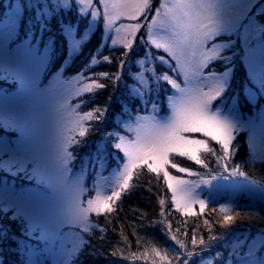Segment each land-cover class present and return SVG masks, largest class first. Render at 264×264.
I'll use <instances>...</instances> for the list:
<instances>
[{
  "label": "rangeland",
  "instance_id": "rangeland-1",
  "mask_svg": "<svg viewBox=\"0 0 264 264\" xmlns=\"http://www.w3.org/2000/svg\"><path fill=\"white\" fill-rule=\"evenodd\" d=\"M151 1L149 0V4ZM111 2L112 0L106 8L104 0H92V7L79 4L78 0L76 2L68 0L67 4L63 3V0H0V9L3 8L2 11L0 10V22L9 23L7 27L0 28V68L4 71L5 79L13 81L15 79L20 83V89L16 90L13 95H6L0 99V121L19 127V130H13L15 135L11 139L7 138L12 141L10 146L16 150L18 155L29 159L37 155L39 157L38 161L28 164L27 172L12 175L5 170L10 173V182L0 183V209H3V213L6 214H10L13 210L15 215L10 216L19 219L21 224L25 222L29 226V223H39L41 229L49 237L48 250L40 249L41 246L36 251L30 249L26 264H71L82 246L83 232L91 230L93 226L90 216L96 214L95 212L89 213L87 221L67 218L70 206L77 195L72 191L73 186L82 189L78 193L79 202L81 207H87V199H94L97 190L102 195H111L116 190L121 191L122 194L124 189L119 185L123 183V177L120 173L125 171V165H129L131 173L136 167L130 165L125 155V165L120 168L110 169L107 161L102 172L97 168L94 173L91 165L82 170V162H86L91 156L88 154L91 150L87 149L86 143L82 142L78 150L84 149L79 155H74L75 153L72 152V148L77 146H68V150L76 159L68 162L67 181L61 179L64 175L62 171L64 165L60 160V149L69 138L73 139L74 136L76 138L81 128H86L85 124L88 122L80 119L84 113H81L80 104L76 101L88 94L82 92L83 87L95 82L89 79L92 78L91 75L84 76L83 73L68 78L65 76V69L98 30L100 34H103V45L99 48L101 52L106 46L110 49H127L125 47L127 41H132L134 48L136 44L141 43L140 34L143 26L147 25L151 29L150 32L148 31L147 39L149 56L142 65L128 63V71L143 72L146 76L163 72L177 78V74L169 73L167 66H161L155 59V57L164 56L169 59L170 63L175 64V60L168 57L163 49H155L152 44V40H155L176 47L180 61L188 71L187 79L183 73L179 74L177 82L181 84V87L207 92L215 85L214 78H206L207 73L215 70L218 75L222 76L227 70L225 62L215 61L208 69H201L200 74L193 75V69L206 54L205 48L194 44L189 45L184 41L186 39L195 41L198 34L212 31L217 24L230 25L239 19L240 27L235 32L224 31L214 41L215 43L234 42V44L232 48L225 49L222 53L224 56L232 57L229 64L232 71L226 78L227 87L223 95L213 101L212 106L215 108L221 105L222 101L225 102L222 105V115L238 119V128L233 132L234 138L237 135L246 134L255 159L264 162V122L259 116L261 108H264V97H257L256 103L253 104L245 94L246 87L253 88L255 91L249 79V73L259 74L262 63H264L260 53V46H264V34L257 32L256 23H254L255 21L264 25V15L257 12V9L264 7V0H251V3L249 0H228L227 6L220 10L206 6L183 8L178 7L179 0H162L149 23H145L150 13L146 12L148 9L137 7L142 0H115L120 4L117 8L111 7ZM190 2L209 4L212 0H190ZM74 7L77 8L79 21L86 22L87 19L88 25L82 35H78L75 26L62 25L69 41V55L59 70L56 69L50 73L49 76L52 78L49 79L47 85H44L45 76L53 64V53L50 60L44 58L42 52V58L24 59V50L20 47L24 42V40L20 41L21 32L25 30L22 23H27L28 15L34 19H41L43 16L52 17L54 11L68 12L74 10ZM242 14L243 18L240 19ZM109 19H111V25H109ZM153 21L156 23L153 24ZM136 23H140L141 28L133 33L132 25ZM11 24L15 25V36L9 40L8 36L13 31ZM29 33L26 34V38L31 37L34 40L35 36L31 31ZM76 40L81 41L79 48L75 45ZM113 41L116 43L113 44ZM42 43L43 41L41 49H43ZM144 53L136 61L145 59ZM147 69L154 71L150 74L146 71ZM236 70L240 74V82L233 83ZM133 86L139 87L134 84V81L130 84V89ZM159 87L161 89L159 99L162 102L167 96L182 95L175 89H170L167 82L160 81ZM128 106H126L127 109ZM123 108L125 111V106ZM137 109V112L131 109L128 117L120 114L118 119V128L121 130L119 135L124 137V146L129 150H134V145L129 141H135L136 129L144 125V128L140 129V135L143 138L151 123L150 119H137V117L151 118L154 115L151 111V104L148 105V111L140 109L139 106ZM155 115L161 122H167L172 115V110L165 102L160 105ZM184 135L189 138H203L202 134L198 133H185ZM214 142L210 143V147ZM142 143L146 145L147 141L142 140ZM121 150L124 153L123 149ZM205 153L207 151L204 149L200 150L198 153L200 159ZM173 157L181 158L177 153L169 154L170 163L167 166L169 173L189 181V186L195 185L193 191L197 194L198 200L192 204L193 212L200 210V199L205 201V207L220 199L224 200L227 213L233 211L236 202L240 199L247 200L258 210H264V185H260L236 169L221 172L216 179H213L212 176L208 177L193 169L198 164L188 157L184 159L192 161L190 163L193 165L180 166L176 163L187 169L186 172L181 173L178 168L171 167ZM8 158V155H4L2 159L7 160ZM33 168H37L35 175H32ZM12 171L15 172L16 169L13 168ZM206 181L209 183H205ZM115 201L114 199L110 203L113 204ZM0 225L5 227L1 219ZM23 229L25 230L24 226ZM35 235H39V232ZM205 249L207 250L197 257L188 256L182 260V264H220L225 258H230L232 264H259L261 260H264V233L226 236L216 239ZM20 262L25 264L23 259ZM225 264H227L226 260Z\"/></svg>",
  "mask_w": 264,
  "mask_h": 264
},
{
  "label": "trees",
  "instance_id": "trees-1",
  "mask_svg": "<svg viewBox=\"0 0 264 264\" xmlns=\"http://www.w3.org/2000/svg\"><path fill=\"white\" fill-rule=\"evenodd\" d=\"M161 2L162 0L150 2L152 11H146L150 13L145 23L152 20ZM76 9L68 12L54 11L52 17L43 16L41 19H34L28 15L27 23H22L25 30L21 32L20 41L25 40L26 34L30 31L35 36L33 42L40 35L43 41H47L49 37L54 41V60L45 76L44 85H47L52 78L49 76L50 73L59 70L69 55V41L65 35L64 24L75 26L78 35H82L88 25L87 19L86 22L79 21ZM0 10L2 11L3 8ZM147 39L148 26L145 25L140 34L141 43L136 44L132 50L110 49L106 46L99 52V48L103 45V34L98 30L65 69V76L68 78L83 73L84 76L91 75V81L105 85L76 101L79 102L80 111L84 114L89 111L95 112L96 109H107V111L103 118H94L85 124V127L89 128L85 137L78 135L73 139L86 143L87 149L91 150L88 151L90 155L95 154L98 144H102L110 154L108 156L110 169L125 165V154L121 149L113 147L114 143H119V140L107 134L113 131L121 133L118 128L120 114L128 117L131 109L133 112L138 111L140 100L131 94L130 84H133V80L127 75L128 63L134 64L143 56L142 53L146 48L142 42H147ZM104 57H108V61H105ZM93 60L96 63L93 64ZM122 62L124 66L120 68ZM102 73H107L112 78L109 79L108 76L101 75ZM116 75L121 76L119 81L115 80ZM239 75L236 70L233 83L239 81ZM4 76V71L0 68V99L6 95H13L20 89V83L15 79L7 80ZM126 84L129 87H126ZM123 106L129 107L127 111H124ZM14 135L12 129L6 131L5 127L0 125V137L11 139ZM211 147L215 150L214 153L202 154V162L193 168L197 172L208 177H216L221 172L236 169L260 185H264V162L255 159L246 134L234 138L228 153H223L218 143H212ZM79 148H72L74 155L81 154L84 148L78 150ZM178 158L173 157L172 162L180 166L193 165L190 163L192 161L184 157ZM9 175L10 173L5 170H0V183L9 181ZM112 206L111 212L90 216L93 226L91 230L83 232L82 246L71 264H182V260L188 256L197 257L204 253L207 250L205 248L216 239L235 234L264 233V210H258L245 199L238 200L231 213L221 211L224 208V200L220 199L208 204L202 212L197 209L193 214L185 215L183 209L177 208L172 200V192L167 187L163 174L149 172L146 165L143 167L137 165L134 168L129 187L123 190L120 199L113 202ZM10 215H15L13 210L10 214L0 211V219L6 227L0 225V232L7 231V237L0 239V260L3 264H21L20 261L23 259L26 264L30 250L26 245L33 244L34 238L25 235L23 226L25 229L28 228L25 222L21 224L19 219ZM225 216L233 217L230 224H225ZM40 246V249L45 247L43 243Z\"/></svg>",
  "mask_w": 264,
  "mask_h": 264
},
{
  "label": "snow or ice",
  "instance_id": "snow-or-ice-1",
  "mask_svg": "<svg viewBox=\"0 0 264 264\" xmlns=\"http://www.w3.org/2000/svg\"><path fill=\"white\" fill-rule=\"evenodd\" d=\"M76 2V0H75ZM63 3L67 4L68 0H63ZM78 3L83 5L87 4L89 7H92V0H78ZM110 0H104L105 7L109 5ZM228 0H212L209 4H192L190 0H179L178 7H211L216 10L223 9L227 6ZM251 3V0H249ZM111 7L117 8L120 7V4L112 0ZM138 9H148L152 11V7L149 4V0H142L138 6ZM258 14L264 15V7L257 9ZM157 15L159 12L157 11ZM243 18V14L240 19ZM109 25H111V19H109ZM153 24L156 21L152 22ZM256 23L257 32L264 34V25ZM9 23L0 22V28L7 27ZM13 25V31L9 34L8 39L11 40L15 36V25ZM240 27L239 19L230 25L217 24L216 27L209 32L203 34H198L195 38V41L191 39H186L184 42L189 45H196L205 48V56L201 62L193 69V75L200 74L201 69H208L209 66L215 61L225 62L226 71L223 72L222 76L218 75L215 70L208 72L206 78H214L215 85L214 88L210 89L207 92L202 90H190L188 88L181 87V84L177 82L180 73H183L185 79L188 77V71L185 69L184 64L180 61V55L175 46L169 44H162L152 40L155 49H163L165 53L168 54V57L175 60V64L170 63L169 59H166L164 56L155 57L157 62L161 66H167L169 73L177 74V78L166 73H158L150 76H146L143 72H131L127 73L129 79L134 81V84L139 85V87L133 86L131 88V94L140 100V109L148 111V105L151 104V111L154 115L149 117H137V119H150L151 123L148 126L144 137L140 135V129L144 128V125H140L136 129L137 136L135 141H129L130 144L134 145V150H129L124 146V137H121L117 131L109 132L107 135L109 137H114L117 140H120L119 143H114L113 147L115 149H123L125 155L128 157L130 165L135 167L137 165L143 167L146 165L147 170L151 173H163V177L167 187L172 191V200L176 204L177 208H183L185 215L193 214L192 204L198 200L197 194L193 191L195 185L189 186V181L180 179L177 176L171 175L168 171L167 166L169 165V154L177 153L180 157H188L191 160L195 161L197 164L201 163V159L198 155L201 149L207 151L210 155L214 153V149L210 147L212 141L218 142L221 146L223 153H228L229 147L232 140L234 139L233 132L238 128V119H233L228 116L222 115V105L225 103L221 102V105H217L213 108V101H216L221 97L227 87V77L230 75L232 69L229 67L230 62L232 61L231 56H224L222 53L225 49L233 47L234 42L232 43H215L214 41L221 35L222 32L227 31L229 33L235 32L237 28ZM141 28L140 23L132 25V32L135 33ZM150 32L151 29L148 28ZM142 39V38H141ZM43 37L36 40L35 43L31 37H28L24 40L20 46L23 51V58H33L39 59L41 57V52L43 53L44 58L50 60L52 53L54 51L53 45L54 41L51 37L47 41H43V49H41V42ZM211 42V43H209ZM116 41H113L115 44ZM75 45L77 48L80 47L81 41L76 40ZM146 51L144 53L145 59L135 61V63L142 65L145 63L147 57L149 56V51L147 48L149 45L145 41L144 45ZM125 47L129 50L133 49L132 41H127ZM260 53L262 61H264V46H260ZM108 57H104L105 61H108ZM151 63V61H147ZM92 63H96L95 60ZM123 62L119 65L120 68H123ZM147 72L150 74L154 70L147 69ZM103 76H108L107 73H102ZM109 79L112 77L108 76ZM116 81L121 79L120 75H116ZM92 79V78H89ZM249 79L253 88L246 87L245 94L248 97L249 101L253 104L256 103L257 97H264V63H262L261 71L259 74L250 72ZM164 81L170 85V89H175L176 91L182 93L179 97L167 96L165 101H160V87L159 82ZM126 87H129L127 84ZM105 87L104 84L98 83H89L86 84L82 92L92 93L94 89H99ZM143 89V90H142ZM155 96V99H153ZM167 103L168 107L172 110V115L169 117L167 122H161L156 118L155 113H158L160 105L162 103ZM79 107V105H77ZM107 109L101 110L96 109L95 112L89 111L80 117L83 121H92L94 118L100 119L103 118L104 113ZM125 111L127 107L125 106ZM259 116L264 122V108H261ZM0 125L5 127V130H19V127L11 123L4 124L0 121ZM131 130V129H129ZM89 132V128L82 127L79 131L80 137H85ZM185 133H198L202 134L203 138H189L184 135ZM142 140H146L147 144L142 143ZM12 141L0 137V170H6L12 175L18 173L27 172V166L29 163L38 161L39 157L33 156L31 159L21 157L17 154L16 150L13 149L11 145ZM69 145L82 146V141L79 139L69 138L60 149V160L63 163L64 167L62 169L64 175L61 177L62 180L67 181L66 173L69 170L68 162L75 161L76 157L68 150ZM4 155H8V159H2ZM105 147L102 144L97 145V150L95 154L89 156L86 162H82V170L87 168L89 165L92 166L93 172L95 173L97 168L102 172L108 161V156ZM125 171L120 173V176L123 177V183L119 185L120 188L127 189L129 187V181L132 179V173L129 170V165H125ZM173 169H177L184 173L187 171L186 168L178 166L176 163H171ZM13 168L16 169L13 172ZM37 174V168H33L32 175ZM216 179V177H213ZM209 183V182H205ZM82 189H79L77 186H73L72 191L77 193L75 200L72 202L70 209L68 211V219L75 221H87L89 213L95 212L97 215L101 213H107L113 211V206L110 203L111 201L120 199L121 191L116 190L111 193V195H102L99 190L96 191L95 198L87 199V207H81L79 202L78 193ZM164 203V201H160ZM200 210H204L205 201L200 199ZM3 211V209H0ZM221 211H226L222 208ZM233 220L231 216H225V224H230ZM207 223V221H206ZM87 230V229H85ZM26 235L34 238V243L31 245H26L32 251L39 249L41 242L45 245L44 251L48 250L49 237L47 233L41 229L39 223H29L27 229H25ZM39 232V235H35ZM7 237V231L0 232V239ZM175 239V237H173ZM54 242V241H53ZM193 243L195 241L193 240ZM203 244V240L201 241ZM182 247V245H181ZM227 264H232L230 258H225ZM225 260H222L220 264H225ZM0 264H3L0 260ZM259 264H264V260H261Z\"/></svg>",
  "mask_w": 264,
  "mask_h": 264
}]
</instances>
